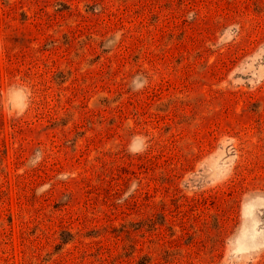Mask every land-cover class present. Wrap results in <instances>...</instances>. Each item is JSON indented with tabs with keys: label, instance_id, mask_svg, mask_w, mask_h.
Returning <instances> with one entry per match:
<instances>
[{
	"label": "rangeland",
	"instance_id": "374dc122",
	"mask_svg": "<svg viewBox=\"0 0 264 264\" xmlns=\"http://www.w3.org/2000/svg\"><path fill=\"white\" fill-rule=\"evenodd\" d=\"M9 84L0 264H264V0H0Z\"/></svg>",
	"mask_w": 264,
	"mask_h": 264
},
{
	"label": "clouds",
	"instance_id": "9594fccd",
	"mask_svg": "<svg viewBox=\"0 0 264 264\" xmlns=\"http://www.w3.org/2000/svg\"><path fill=\"white\" fill-rule=\"evenodd\" d=\"M7 96L8 115L12 119H19L28 110L32 103V91L30 87L17 84H9L6 93H0V97ZM23 97V106H19L15 99Z\"/></svg>",
	"mask_w": 264,
	"mask_h": 264
}]
</instances>
